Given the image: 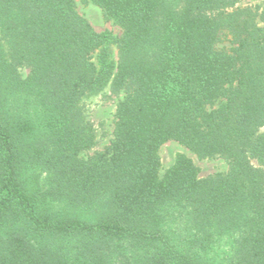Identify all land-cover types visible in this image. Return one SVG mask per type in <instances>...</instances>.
<instances>
[{"label": "trees", "instance_id": "obj_1", "mask_svg": "<svg viewBox=\"0 0 264 264\" xmlns=\"http://www.w3.org/2000/svg\"><path fill=\"white\" fill-rule=\"evenodd\" d=\"M82 1L0 0V264H264V0Z\"/></svg>", "mask_w": 264, "mask_h": 264}, {"label": "rangeland", "instance_id": "obj_2", "mask_svg": "<svg viewBox=\"0 0 264 264\" xmlns=\"http://www.w3.org/2000/svg\"><path fill=\"white\" fill-rule=\"evenodd\" d=\"M76 3L79 13L90 22L96 31L111 32L114 37L121 35V28L105 17L104 12L100 7L91 2H85L82 0H76ZM256 3L257 0H243L239 6L254 7ZM219 46L230 47V43L229 41L224 40ZM114 52L116 53L115 46ZM23 73L27 74V71L24 70ZM117 102L118 98L115 96H111L109 99L99 98L92 101L89 113L90 119L96 128L97 145L93 150L85 152L83 155L87 156L92 155L96 151H103L105 147L109 145L110 140L113 137ZM159 153L162 162L161 176H163L167 169L174 164L175 158L179 153L185 154L197 165L200 169V177H207L217 173L226 172L228 169V163L225 160L221 158L199 159L196 154L175 141L165 143L160 148Z\"/></svg>", "mask_w": 264, "mask_h": 264}]
</instances>
